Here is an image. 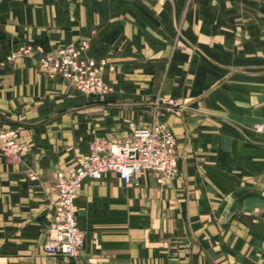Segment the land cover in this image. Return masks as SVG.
I'll return each mask as SVG.
<instances>
[{"label": "crops", "instance_id": "crops-1", "mask_svg": "<svg viewBox=\"0 0 264 264\" xmlns=\"http://www.w3.org/2000/svg\"><path fill=\"white\" fill-rule=\"evenodd\" d=\"M82 38L107 62V94L47 77L36 57L0 66V129L18 126L22 145L0 155V264H264V0H0V60ZM161 96L192 107L168 112ZM155 120L176 135L178 173L86 178L80 255L46 254L57 172L95 135Z\"/></svg>", "mask_w": 264, "mask_h": 264}, {"label": "built area", "instance_id": "built-area-1", "mask_svg": "<svg viewBox=\"0 0 264 264\" xmlns=\"http://www.w3.org/2000/svg\"><path fill=\"white\" fill-rule=\"evenodd\" d=\"M88 39L37 52L35 44L25 42L7 55L6 61L17 57H36L39 69L49 78L72 80L77 89L87 95H104L111 86L103 78L106 61L87 54ZM169 105H177L165 98ZM129 136L115 141L105 134L95 135L89 142V153L72 170H59L54 185L49 189L54 213L48 237L43 244L46 254L77 257L84 242V231L79 226L76 198L86 178H100L106 172L116 173L127 184H138L143 171L154 172L160 178H171L178 173V151L175 133L164 123L151 125L131 122ZM264 124L258 126V131ZM20 128L0 129V155L10 161L21 158ZM35 177V175H32Z\"/></svg>", "mask_w": 264, "mask_h": 264}, {"label": "rangeland", "instance_id": "rangeland-1", "mask_svg": "<svg viewBox=\"0 0 264 264\" xmlns=\"http://www.w3.org/2000/svg\"><path fill=\"white\" fill-rule=\"evenodd\" d=\"M82 39H87V38H82ZM82 39H80V40H82ZM79 40V41H80ZM79 41H77V42H79ZM89 41V40H88ZM77 42H75V43H77ZM33 44V43H32ZM90 44V43H89ZM13 51V50H12ZM11 51V52H12ZM10 52V53H11ZM9 53V54H10ZM7 57V56H6ZM16 59V58H15ZM100 59H104V58H100ZM5 60H6V58H5ZM105 60V59H104ZM1 61H3V60H0V62ZM13 61V60H12ZM106 61V60H105ZM7 62H11V61H6V62H4V64L5 63H7ZM106 65H107V62H106V64H105V68H104V70H103V78H104V80L106 81V79H105V71H106ZM0 66H4V65H2L1 63H0ZM45 75V74H44ZM107 82V81H106ZM108 83V82H107ZM76 84V83H75ZM109 84V83H108ZM110 85V84H109ZM77 87V86H76ZM165 98H168V97H159L158 99H157V105H160V104H162V103H165V110L166 111H168V112H179V111H181V110H187V109H189V108H191L192 107V104H190V103H187V102H181V101H179L178 99H176V98H173V97H171V98H173L176 102H177V105H174V106H171V105H169L167 102H165ZM225 105L226 104H223L222 106H224L225 107ZM155 121H158V120H155ZM154 122V121H153ZM152 122V123H153ZM159 122H162V121H159ZM162 123H164V124H166L165 122H162ZM264 124V120H262V121H260V122H257V123H255V124H253V126H252V128H254L256 131H258V126H260V125H263ZM167 125V124H166ZM168 126V125H167ZM258 132H264V129L262 130V131H258ZM152 173H154V172H152ZM155 174V173H154ZM156 175V174H155ZM157 176V175H156Z\"/></svg>", "mask_w": 264, "mask_h": 264}, {"label": "bare ground", "instance_id": "bare-ground-1", "mask_svg": "<svg viewBox=\"0 0 264 264\" xmlns=\"http://www.w3.org/2000/svg\"><path fill=\"white\" fill-rule=\"evenodd\" d=\"M80 222V221H79Z\"/></svg>", "mask_w": 264, "mask_h": 264}]
</instances>
